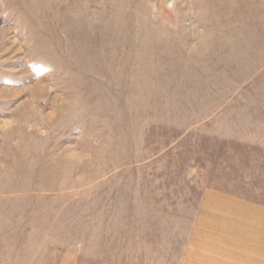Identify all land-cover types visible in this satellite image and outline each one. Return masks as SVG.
<instances>
[{
  "label": "rangeland",
  "instance_id": "1",
  "mask_svg": "<svg viewBox=\"0 0 264 264\" xmlns=\"http://www.w3.org/2000/svg\"><path fill=\"white\" fill-rule=\"evenodd\" d=\"M0 264H264V0H0Z\"/></svg>",
  "mask_w": 264,
  "mask_h": 264
},
{
  "label": "crops",
  "instance_id": "2",
  "mask_svg": "<svg viewBox=\"0 0 264 264\" xmlns=\"http://www.w3.org/2000/svg\"><path fill=\"white\" fill-rule=\"evenodd\" d=\"M223 253H224V252L219 251V252H216V253L214 254V256H215V258L220 259V257H222V254H223Z\"/></svg>",
  "mask_w": 264,
  "mask_h": 264
}]
</instances>
